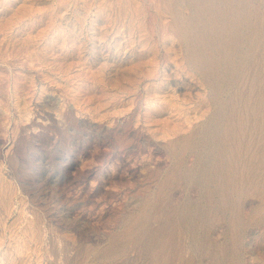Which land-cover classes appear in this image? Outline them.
I'll return each instance as SVG.
<instances>
[{
  "label": "rangeland",
  "instance_id": "1",
  "mask_svg": "<svg viewBox=\"0 0 264 264\" xmlns=\"http://www.w3.org/2000/svg\"><path fill=\"white\" fill-rule=\"evenodd\" d=\"M246 1L0 0V264H264V55L175 178L219 108L185 58Z\"/></svg>",
  "mask_w": 264,
  "mask_h": 264
},
{
  "label": "bare ground",
  "instance_id": "2",
  "mask_svg": "<svg viewBox=\"0 0 264 264\" xmlns=\"http://www.w3.org/2000/svg\"><path fill=\"white\" fill-rule=\"evenodd\" d=\"M241 4L231 21L232 32L230 34L210 39L205 44V50L198 56L188 55L185 58L187 65L194 70L195 74L200 77L201 83L208 88L206 92L208 103H219V108L212 111L210 117L202 124L201 129L191 130L187 134L191 142L185 149L194 156L193 164L184 167L186 151L176 155L175 178L189 180L199 187L208 183V175L212 171L213 160L211 155L207 154L211 153L213 149L211 145H215L220 134L221 106L226 102L227 95L240 89L245 78L252 76L255 68L258 70L260 64L257 59L260 55H264V16L259 15V6L254 0H248ZM231 37L232 49H223ZM255 74L254 78L261 75L260 71L258 74L256 71ZM256 87L254 85V88ZM190 93L185 92L183 96L187 97ZM175 96L176 99L173 100L175 107L172 110L182 113L185 110L181 108V104L186 102L182 100V94L179 97L180 94L175 93ZM197 140L198 144H202V147L198 149L196 148L198 145L194 144ZM205 156L210 159H205Z\"/></svg>",
  "mask_w": 264,
  "mask_h": 264
}]
</instances>
